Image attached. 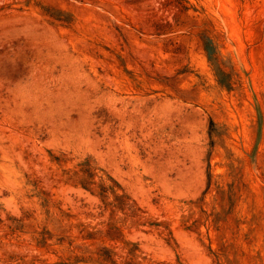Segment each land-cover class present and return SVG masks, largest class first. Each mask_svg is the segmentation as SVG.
<instances>
[{"label":"rangeland","instance_id":"374dc122","mask_svg":"<svg viewBox=\"0 0 264 264\" xmlns=\"http://www.w3.org/2000/svg\"><path fill=\"white\" fill-rule=\"evenodd\" d=\"M0 264H264V0H0Z\"/></svg>","mask_w":264,"mask_h":264}]
</instances>
